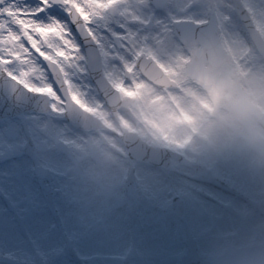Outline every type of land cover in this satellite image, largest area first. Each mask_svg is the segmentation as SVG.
Returning a JSON list of instances; mask_svg holds the SVG:
<instances>
[{
    "label": "rangeland",
    "instance_id": "rangeland-1",
    "mask_svg": "<svg viewBox=\"0 0 264 264\" xmlns=\"http://www.w3.org/2000/svg\"><path fill=\"white\" fill-rule=\"evenodd\" d=\"M242 1L264 36V0ZM115 7L118 16L100 19L101 28L110 26V36L122 34L115 31L123 23L131 51L117 55L107 51L111 63L106 73L123 94L139 96L134 117H113L81 67L84 75L75 83L67 80L69 88L77 102L103 118L105 128L75 129L61 117L59 96L46 114L1 119L0 241L39 248L53 264H181L188 251L186 239L193 236L199 253L212 264H264V59L232 1L168 0L160 14H154L148 0H118ZM212 9L226 48L213 84L205 86L185 73L179 77L181 90L165 94L139 76L131 86L118 83L119 67L130 65L139 40L149 33L151 39L161 37L165 43L161 50L146 45L147 52L163 68H172L175 62L183 72L192 47L168 35V26L180 16L205 20ZM149 18L157 28L141 37L138 30ZM221 96L231 100L232 109L219 105ZM124 129L138 131L153 144L182 147L184 141L191 142L212 178L177 162L168 170L131 162L119 138ZM29 143L33 153L27 156ZM37 165L50 171L46 182L57 190L60 224L48 211L42 180L34 174ZM130 169L137 176L134 197L126 193ZM212 180H219L233 195L214 187ZM175 195H183L187 202L184 218L169 209ZM234 195L246 202L239 203ZM133 214L139 219L136 228Z\"/></svg>",
    "mask_w": 264,
    "mask_h": 264
},
{
    "label": "snow or ice",
    "instance_id": "snow-or-ice-1",
    "mask_svg": "<svg viewBox=\"0 0 264 264\" xmlns=\"http://www.w3.org/2000/svg\"><path fill=\"white\" fill-rule=\"evenodd\" d=\"M107 10L100 0H0V80L51 109L48 102L64 98L65 80L75 83L84 75L83 63L107 32L97 23ZM9 109L19 110L5 95L0 111ZM0 264H53V259L34 246L0 241Z\"/></svg>",
    "mask_w": 264,
    "mask_h": 264
},
{
    "label": "water",
    "instance_id": "water-1",
    "mask_svg": "<svg viewBox=\"0 0 264 264\" xmlns=\"http://www.w3.org/2000/svg\"><path fill=\"white\" fill-rule=\"evenodd\" d=\"M238 9V13L240 14L241 18L243 19L245 25L247 26L248 30L252 34L254 40L256 41L259 49L264 54V40L260 37L258 31L255 29L254 24L248 14V12L244 9L242 6L240 0H234ZM161 4L165 2V0H160ZM211 26L210 32L207 37H200V40L203 44V49L201 50V54L204 57L201 58V63H199L200 66H198V59L196 58L193 63L189 67V73L192 77L196 76L199 77L201 80H203L206 84H210L212 82V77L210 76L211 70L204 69L203 63L210 61L213 63L214 68L218 67L221 64L222 56H223V48L219 41V37L216 31L215 27V18H213L212 22L209 23L204 28H209ZM192 33L185 34L186 39L194 38V36L191 35ZM91 68L93 72V76L95 80L99 83L100 79H103L102 75V69H101V60L99 58V54L95 51L94 47L91 51ZM95 68V69H94ZM148 76L154 81L156 80V76L151 71ZM7 96L8 99L13 100L15 102L16 108L19 109L18 111H13L12 109H9L8 112L0 111V117L6 116V115H13L17 114L19 112L25 111V110H35V108H39V101L34 100L32 97H30L27 93L23 92V90H18L15 85H9L5 83L4 81L0 80V100L3 99L4 96ZM41 107L40 110H45L48 107H46V101L41 100ZM222 104L227 105L228 107H231L230 102L222 99ZM28 105H31V107H27ZM131 154L134 158H140L144 160H155L160 157L161 149H155L150 146H148L145 143H141L137 141L133 146H131ZM196 167L199 169L201 173H207L203 169L201 165H196ZM135 187V177L133 173L131 174V179L128 183V190L130 193L134 192ZM44 190L46 193L47 201L52 209V211L55 212L54 207V192L47 186H44ZM173 208H176L182 215L184 212L185 204L181 199H175V203L172 206ZM189 246L191 249V252L184 258L183 264H209L207 261H203L196 253V247L192 239L189 240Z\"/></svg>",
    "mask_w": 264,
    "mask_h": 264
},
{
    "label": "flooded vegetation",
    "instance_id": "flooded-vegetation-1",
    "mask_svg": "<svg viewBox=\"0 0 264 264\" xmlns=\"http://www.w3.org/2000/svg\"><path fill=\"white\" fill-rule=\"evenodd\" d=\"M110 35H111V32H109V31H107L106 33L105 32H101L100 33V39L98 41L101 42L102 44H107L108 43V40L107 39L110 37ZM115 36L121 37L120 34H112V36H111L112 38H111V47H110V50H112L113 43L115 42L114 41V37ZM124 43H125V40H123V38H121V41L119 39V48H121V50L124 49L123 50L124 52H128L129 51L130 42L128 43L127 46H124L123 45ZM172 63H173V69H176L177 68L176 63L175 62H172Z\"/></svg>",
    "mask_w": 264,
    "mask_h": 264
},
{
    "label": "clouds",
    "instance_id": "clouds-1",
    "mask_svg": "<svg viewBox=\"0 0 264 264\" xmlns=\"http://www.w3.org/2000/svg\"><path fill=\"white\" fill-rule=\"evenodd\" d=\"M242 102L241 101H236L235 104L239 105L241 104Z\"/></svg>",
    "mask_w": 264,
    "mask_h": 264
}]
</instances>
